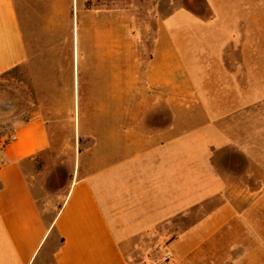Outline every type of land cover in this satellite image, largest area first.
<instances>
[{
	"label": "crops",
	"instance_id": "crops-1",
	"mask_svg": "<svg viewBox=\"0 0 264 264\" xmlns=\"http://www.w3.org/2000/svg\"><path fill=\"white\" fill-rule=\"evenodd\" d=\"M202 3L205 16L180 7L157 19L134 94L122 71L119 104L137 113L121 114L136 117L121 136L112 81L103 98L89 100L96 140L51 220L24 171L50 147L44 118L0 134V264H130L134 250L148 247L156 255L148 264H264V185L250 190L213 162L226 148L252 151L245 136L264 137V115L236 119L264 104V0ZM124 16L113 0L103 10L97 0H0V75L26 63L35 45L47 63L59 60L58 45L31 36H110L112 60ZM160 226L152 246L138 241Z\"/></svg>",
	"mask_w": 264,
	"mask_h": 264
},
{
	"label": "rangeland",
	"instance_id": "rangeland-1",
	"mask_svg": "<svg viewBox=\"0 0 264 264\" xmlns=\"http://www.w3.org/2000/svg\"><path fill=\"white\" fill-rule=\"evenodd\" d=\"M106 2L109 0H97L98 9L103 10ZM113 6L114 12H125V35L121 36L119 29L114 32L112 60L110 56L105 58V39L110 48V36H72L71 32L67 36H31L39 45L41 41L49 43L50 50L58 45L59 60L53 63L51 58L47 63V57L41 58L35 45L26 63L0 75V134H9L16 123L33 117L44 118L48 126L50 147L24 167L32 195L46 221L61 205L77 172L80 154L87 153L95 143L96 138L89 134L95 128L96 106L89 100L103 98L106 84L112 81L114 136H121L128 123L136 122V117L122 120L121 114L137 113L136 106L119 104L122 71L125 86L129 82L130 94H134L138 64L150 54L157 19L180 7L197 16L207 15L202 0H113ZM259 115H264V104L245 110L236 119L242 122ZM243 138L252 144V151L245 154L226 148L213 156V162L219 171H233L248 183L250 190L256 191L264 185V137ZM249 161H256L258 167L248 169ZM214 204L211 202L209 207ZM162 229L160 226L146 232L138 241L152 246ZM133 252L130 264H148L146 258L156 256L150 247Z\"/></svg>",
	"mask_w": 264,
	"mask_h": 264
},
{
	"label": "built area",
	"instance_id": "built-area-1",
	"mask_svg": "<svg viewBox=\"0 0 264 264\" xmlns=\"http://www.w3.org/2000/svg\"><path fill=\"white\" fill-rule=\"evenodd\" d=\"M15 139V136H11V138L8 139V141H13Z\"/></svg>",
	"mask_w": 264,
	"mask_h": 264
},
{
	"label": "trees",
	"instance_id": "trees-1",
	"mask_svg": "<svg viewBox=\"0 0 264 264\" xmlns=\"http://www.w3.org/2000/svg\"><path fill=\"white\" fill-rule=\"evenodd\" d=\"M61 207V205L58 207V209Z\"/></svg>",
	"mask_w": 264,
	"mask_h": 264
}]
</instances>
